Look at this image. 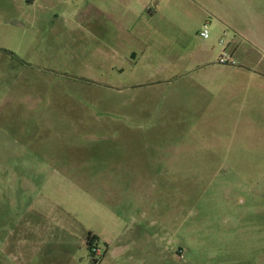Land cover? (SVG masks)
<instances>
[{
	"label": "rangeland",
	"instance_id": "1",
	"mask_svg": "<svg viewBox=\"0 0 264 264\" xmlns=\"http://www.w3.org/2000/svg\"><path fill=\"white\" fill-rule=\"evenodd\" d=\"M23 1L0 13V264H264L263 34L148 1L157 47L131 56L103 0Z\"/></svg>",
	"mask_w": 264,
	"mask_h": 264
},
{
	"label": "crops",
	"instance_id": "2",
	"mask_svg": "<svg viewBox=\"0 0 264 264\" xmlns=\"http://www.w3.org/2000/svg\"><path fill=\"white\" fill-rule=\"evenodd\" d=\"M148 1H152L153 6L156 5L157 9L160 8L157 0H103L101 8V15L103 17V39L109 51L116 52L120 49H126L129 55L137 56L138 53H143L142 55H144L146 53L144 51H150L152 48L157 47V44H155L156 42L153 40L152 33H146L144 29H138L136 27L138 19L142 20L143 18L141 8H143ZM215 1L216 0H209L207 4L202 5L203 9H201V14L204 15V18H214L218 25L222 26L231 23V20L248 21L255 26L258 33L263 34L262 41L264 40V9L257 0H242L230 7L218 5V8ZM0 4H2V6H0V13H5L6 19H22V17H19L20 13L19 16L16 15V8L20 10L24 8L23 4L25 5V3L23 0H5ZM155 16L151 15L146 24L151 25ZM130 25H132V27ZM258 25H261V27ZM168 27L169 26H166V29ZM111 28L117 29L121 33H115ZM260 41L261 40L257 38V42H253L258 45ZM249 44L251 43H248V45ZM239 46L240 44L237 43L234 49L235 52L239 49ZM190 49L191 46H189V50ZM209 50V48H205L203 51H198L202 60L205 59L206 56H209ZM131 65L137 66L138 64L133 62ZM203 67H205V64H198L195 67L187 66L181 71H196Z\"/></svg>",
	"mask_w": 264,
	"mask_h": 264
},
{
	"label": "built area",
	"instance_id": "3",
	"mask_svg": "<svg viewBox=\"0 0 264 264\" xmlns=\"http://www.w3.org/2000/svg\"><path fill=\"white\" fill-rule=\"evenodd\" d=\"M200 37L207 40L211 37V28L209 24H204L202 30L200 31ZM219 44L223 46L224 40H220ZM217 64L223 67H235L237 61L235 60L234 53L230 52L227 48H225L220 56L218 57Z\"/></svg>",
	"mask_w": 264,
	"mask_h": 264
},
{
	"label": "trees",
	"instance_id": "4",
	"mask_svg": "<svg viewBox=\"0 0 264 264\" xmlns=\"http://www.w3.org/2000/svg\"><path fill=\"white\" fill-rule=\"evenodd\" d=\"M96 240V238H92L91 236L88 238V244L90 247H93V242ZM96 249V248H95ZM94 249V250H95ZM93 250V253H95V251ZM95 255V254H94Z\"/></svg>",
	"mask_w": 264,
	"mask_h": 264
}]
</instances>
